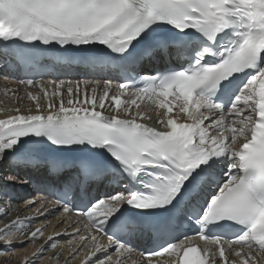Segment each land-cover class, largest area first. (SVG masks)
I'll return each mask as SVG.
<instances>
[{
    "label": "snow or ice",
    "instance_id": "1",
    "mask_svg": "<svg viewBox=\"0 0 264 264\" xmlns=\"http://www.w3.org/2000/svg\"><path fill=\"white\" fill-rule=\"evenodd\" d=\"M52 45L74 46L82 55L72 59L88 63L119 59L125 71L168 63L139 76V85L125 78L116 94L110 80L102 92L84 81H19L40 92L26 93L34 112L16 108L0 119V162L32 167L44 151L51 175L75 167L82 177L110 174L115 187L83 207L68 198L76 196L70 183L55 201L34 197L25 204L39 202L33 214L0 227V241L11 246L15 233L36 240L41 227L24 230L62 209L61 222L74 214L78 226L45 244L73 237L64 264L85 248L80 264L113 250L98 264H125L136 234L155 243L139 264H264V0H0V56L34 67ZM97 45L104 48L89 50ZM150 110L160 127L140 122ZM70 152L85 155L69 160L63 154ZM17 181L28 182L0 175V182ZM185 223L196 226L203 247L170 234ZM44 247L22 264H34Z\"/></svg>",
    "mask_w": 264,
    "mask_h": 264
},
{
    "label": "rangeland",
    "instance_id": "2",
    "mask_svg": "<svg viewBox=\"0 0 264 264\" xmlns=\"http://www.w3.org/2000/svg\"><path fill=\"white\" fill-rule=\"evenodd\" d=\"M37 90H40V89L37 87ZM28 91H30V90H28ZM14 94H16V93L13 90H7V91L0 94V109H3L4 107H8L11 109L14 107L16 102H18L19 105H21L22 104L21 102H23L24 105H21V107L18 105V108L22 109V111H24V112H29V110L31 111V109H33L30 107H35L34 102L31 101L30 99H28L27 96H25V98L22 97L21 99H19V97L15 96ZM35 94H37V93H35ZM65 96L66 95H64V98H65ZM8 98L10 99L9 101L12 102L14 105L10 102H7L6 100L5 101L3 100V99L8 100ZM81 98H83V89L82 88H81ZM41 104H42V106L44 105L42 101H41ZM10 109H7L6 111L4 110V111L0 112V115L12 114L15 112L14 111L15 109L14 110L13 109L10 110ZM30 211L28 210V212H30ZM52 218H55V217H52ZM58 220L56 219L55 226H56V222H57V224H59V225L62 224L60 226H64L65 228H67L68 225H66L65 222L62 223L61 220H60V222ZM46 222H48V221H46ZM49 222H51V221H49ZM5 223H7V221L4 219H1L0 220V227H3V225ZM43 223H45V222H42V224H40V223H38V221H33L27 228L29 229V227L30 228L33 227V230H34L37 227H41V225H43ZM64 227H60L59 230H57V228L54 230L53 225H48L46 227L44 226V228L42 226L43 236H40V238L38 237L39 239L37 238L34 241L25 240V236H21L19 233H15V235L13 236V243L11 244V246H5L4 242L0 241L2 243L1 244L2 248L0 249V256L3 257L4 260L7 261L9 264H22L25 256H30L31 253H33L38 246L43 245V242L46 241V239L49 235H51L54 232L57 233L60 230L63 231L65 229ZM67 229H69V228H67ZM67 233H70L69 230L67 231ZM42 238H43V241H42ZM72 239H73V237L70 238V240H72ZM20 240H25V242L22 244L18 243L17 241H20ZM56 240H57V238L54 241H51V245L49 248H50V250L55 251V253H59L60 256L62 255L63 259H64L65 256L69 252V248L73 247L75 245V243H73L70 246L68 243H67V245L64 244L63 242L55 243ZM53 244L55 245L54 247L52 246ZM79 254L80 253H78V256H79ZM78 256L76 254L75 256H73L70 259V261L74 262L75 264H80L81 259L78 258ZM20 258H22V259H20ZM62 261L63 260L56 258L55 255H51L49 253V250L47 251V247L46 248L44 247V251H43L42 255L35 259L34 264H62ZM75 261H77V263ZM92 264H98V261L92 262Z\"/></svg>",
    "mask_w": 264,
    "mask_h": 264
},
{
    "label": "bare ground",
    "instance_id": "3",
    "mask_svg": "<svg viewBox=\"0 0 264 264\" xmlns=\"http://www.w3.org/2000/svg\"><path fill=\"white\" fill-rule=\"evenodd\" d=\"M50 81H53V80H44V81H42L41 82V84H44L45 86H47V84H48V82H50ZM64 81H72L73 83H75L76 81H84V82H87L86 80H80V79H78V80H64ZM104 82H101L100 81V83H98L97 81L96 82H93V81H91V82H88V84H89V88L91 87V86H99V91L100 92H102L103 91V86H104V84H103ZM1 87H3L2 89H4V91H7V90H13L14 92L17 90L18 91V94H17V96L19 97V99H21L22 97H24L25 98V96H27L26 95V93L27 92H29L28 90H30L31 92H33V94H35V93H39L40 92V90H37V87L36 86H31V87H19V86H14V85H10V86H8V85H4L3 83H1L0 82V89H1ZM82 89H84V84L82 83L81 84V86H80ZM49 90V92L51 93V91H52V89L51 88H49L48 89ZM111 92H112V94H116V85L114 84V83H112V89H111ZM65 101H67V99H68V96H67V94L65 93ZM81 99H83V98H81ZM42 102H43V104L45 103L43 100H41ZM24 105V104H23ZM30 108H33V109H31V111H35V107H30ZM16 109V108H15ZM24 109V108H23ZM6 111V110H5ZM20 111H22V109H20ZM30 111V110H29ZM42 111H47V108L46 107H44V105L42 106ZM107 113H108V111H107V109L105 110ZM9 112V111H8ZM24 112V111H23ZM15 113V112H14ZM14 113H12V114H14ZM24 113H26V112H24ZM7 115H9V114H4V116H7ZM27 201V200H26ZM9 204H11L10 202H8L7 200H5L4 198H2L1 200H0V208H5L6 209V213L5 214H0V220L1 219H4V220H6L7 222L9 221V220H11V219H13V218H15L16 216H29V215H31V214H33V211H34V209L35 208H37L36 207V205H34V206H30V207H22L21 205H18V204H16V205H13V204H11V210H7L8 209V205ZM32 209V210H31ZM28 210L30 211V212H28ZM9 215V216H8ZM47 215V214H46ZM46 215H43V216H40V218L39 219H41V224H42V222H46V221H48V220H51V221H53V223H55V221H56V219L57 218H52V217H46V218H44ZM71 222L72 221H68V222H65V224H69V226H67V228H69V231H70V229L71 230H73L76 226H74V227H72V224H71ZM50 223V222H49ZM57 225H59V224H57ZM56 225V226H57ZM60 225H62V224H60ZM33 230V227H29V229L28 228H26L25 230H24V232H25V234L26 233H28V232H31ZM46 236V235H45ZM68 236V235H67ZM39 238H40V236H38ZM38 238V239H39ZM35 243V242H34ZM67 242H65V244H66ZM1 242H0V249L2 248V246H1ZM50 242H48L47 244H45V247H49L50 246ZM52 247V246H51ZM31 248V247H30ZM30 253V252H29ZM49 253L51 254V255H55V257L56 258H59L60 260H63V256L61 255L60 256V254L59 253H55V251H53V250H49ZM22 254V253H21ZM102 254V253H101ZM101 254H98L96 257H100L99 255H101ZM106 254H108V255H113L114 253H111V252H108V253H106ZM25 255V254H24ZM23 255V256H24ZM22 256V255H21ZM1 257V256H0ZM95 257V258H96ZM95 258H93V259H95ZM20 259H22V258H20ZM81 259V258H80ZM79 259V260H80ZM64 261L65 260H63V264H64ZM76 263H77V261H75ZM56 263V262H55ZM0 264H9L7 261H5L4 260V258L3 257H1L0 258ZM68 264H75L74 262H71L70 260L68 261Z\"/></svg>",
    "mask_w": 264,
    "mask_h": 264
}]
</instances>
